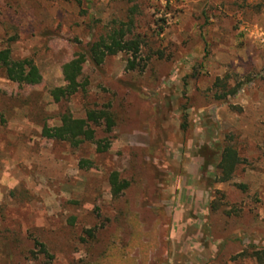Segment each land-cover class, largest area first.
I'll return each mask as SVG.
<instances>
[{
    "label": "rangeland",
    "instance_id": "374dc122",
    "mask_svg": "<svg viewBox=\"0 0 264 264\" xmlns=\"http://www.w3.org/2000/svg\"><path fill=\"white\" fill-rule=\"evenodd\" d=\"M120 24L136 59L86 61L55 102L62 66ZM1 49L42 81L0 73V264H264V0H0ZM104 106L115 126L95 142L40 136ZM225 145L241 164L220 183L204 163Z\"/></svg>",
    "mask_w": 264,
    "mask_h": 264
},
{
    "label": "trees",
    "instance_id": "16d2710c",
    "mask_svg": "<svg viewBox=\"0 0 264 264\" xmlns=\"http://www.w3.org/2000/svg\"><path fill=\"white\" fill-rule=\"evenodd\" d=\"M162 23L165 24V21H162ZM162 28L160 26V30ZM129 34L130 28L126 25L114 26L108 33L89 44L86 52L78 53L73 59L65 63L61 70L64 86L55 88L50 92L53 100L59 102L83 89L84 85L80 82V77L86 61L98 67L106 58L123 52L131 54V57L136 59L141 49V41L136 37L128 38ZM128 64L129 69H134L136 62L135 60H129ZM0 73L7 80L18 85L36 86L42 81L41 73L32 59L16 58L9 49L0 50ZM114 126V115L109 106H104L86 111L84 118H74L68 112L63 113L60 117V124L52 127L43 125L40 136L50 141L65 142L71 147L77 148L84 143L95 142L96 128H104L108 133ZM212 156L214 159H206L204 164L206 167L212 165L217 171V182L226 183L231 181L237 167L241 164L236 149L231 145L218 147ZM87 165H89L87 161H82V167ZM108 182L110 192L114 198L120 197L129 186V182L121 180L115 172L109 175ZM86 233L89 237L93 236L91 230L86 231ZM33 242L34 251L29 252L33 259L41 258L47 261L53 259V255L50 254L43 242L38 239H34ZM35 249L37 250L36 253Z\"/></svg>",
    "mask_w": 264,
    "mask_h": 264
}]
</instances>
